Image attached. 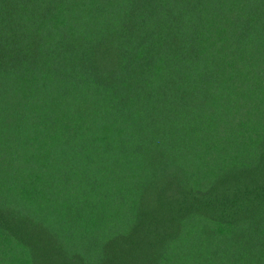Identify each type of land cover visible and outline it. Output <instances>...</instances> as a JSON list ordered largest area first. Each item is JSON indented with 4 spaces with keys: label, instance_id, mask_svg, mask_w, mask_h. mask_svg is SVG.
Wrapping results in <instances>:
<instances>
[{
    "label": "trees",
    "instance_id": "16d2710c",
    "mask_svg": "<svg viewBox=\"0 0 264 264\" xmlns=\"http://www.w3.org/2000/svg\"><path fill=\"white\" fill-rule=\"evenodd\" d=\"M0 264H264V0H0Z\"/></svg>",
    "mask_w": 264,
    "mask_h": 264
}]
</instances>
